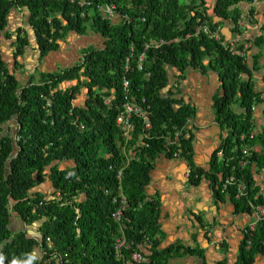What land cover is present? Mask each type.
I'll return each mask as SVG.
<instances>
[{"label": "trees", "instance_id": "16d2710c", "mask_svg": "<svg viewBox=\"0 0 264 264\" xmlns=\"http://www.w3.org/2000/svg\"><path fill=\"white\" fill-rule=\"evenodd\" d=\"M86 1L90 4L82 6V0H0V44L4 33L7 39L13 36L7 29L15 10L29 11V24L43 58L57 51L72 31L95 33L105 41L104 46L87 50L73 67L42 74L38 82L26 85L11 72L0 47V264H140L135 253L146 255L151 264H169L182 250L183 254L195 252L183 246L161 249V205L147 195L154 161L166 152L165 138L196 115L183 99L166 95L172 68L180 73L195 69L220 75L225 94L215 98L214 111L227 137L221 145L223 152L215 153L205 176L219 187L218 194L226 179L234 178L235 184L227 191L238 212L253 215L255 206L264 207V194L256 181L257 173L264 170V128H255L252 110L263 100L246 60L231 52L221 34L227 20L234 24L232 32L240 34L242 11L237 6L255 0H217L212 6L214 15L206 0ZM113 5L118 22L102 12L101 7ZM216 33L220 40L211 37ZM160 39L168 44L152 48L140 71L138 57L146 43ZM262 41V37L256 39L255 45L261 46ZM28 43L27 34L19 30L15 58L23 56ZM128 57L132 61L127 71ZM125 78L130 80L128 95ZM67 82L76 85L62 89ZM83 89L88 90L87 102L75 105ZM143 99L152 108L149 147L140 148L127 166L117 119L126 101L145 106ZM236 103L242 113L235 111ZM77 118L84 130L74 123ZM133 123L134 139L128 149L139 144L144 130L142 119L134 116ZM187 135L186 131L180 151L190 160L192 137ZM66 161L73 166L63 168ZM123 167L121 192L130 207L120 229L112 218L116 205L106 190L119 191L117 171ZM201 174L192 172L191 181L197 184ZM241 182L246 185L242 196ZM46 183L54 190L50 196L36 190ZM13 215L27 225L39 223L38 234L30 236L23 229L15 232ZM121 230L134 242L123 258L115 252ZM249 239L245 235L236 264L264 259V221L258 224L251 245Z\"/></svg>", "mask_w": 264, "mask_h": 264}, {"label": "crops", "instance_id": "0c3cea01", "mask_svg": "<svg viewBox=\"0 0 264 264\" xmlns=\"http://www.w3.org/2000/svg\"><path fill=\"white\" fill-rule=\"evenodd\" d=\"M214 4L215 0L212 6ZM237 7L242 11L245 20L241 28V37L232 32L234 25L231 21H227L224 26L231 30L234 40L241 39L242 44L249 45L246 62L251 68V78L263 100V103L255 106L256 110L253 111V124L255 128L260 129L264 128V41L261 46L255 45V41L260 37L264 38V0L241 3ZM249 15L253 16L250 20ZM29 17L28 10L23 12L15 10L9 17L7 31L13 34L10 45L13 51H9L13 54H9L12 55L10 57L13 58V62L6 60L3 54L5 53L3 39H7L5 33L0 44L9 69L15 73L22 85L31 80L35 81V76L60 71L61 67L64 70L73 67L81 61L87 50L100 48L105 42L95 33L81 35L72 31L60 41L57 51L43 58L37 38L31 31ZM114 20L118 22L119 19ZM22 28L25 29L29 43L23 56L15 58L14 40ZM169 78L170 85L165 91L166 95L171 93L173 98L183 99L186 104L195 108L196 115L191 120L186 137H192L191 159L185 155L173 158L161 154L154 161L155 168L147 195L156 198L161 205L159 218L162 233L161 249L183 246L195 250L193 254H183L182 250L181 255L170 258L169 264H236L245 239V231L254 217L251 213L238 212L228 196V191L222 190L221 194H218L219 187L214 186L205 176V172L211 170L215 153L221 150V145L227 137V132L217 122L214 111L215 98L225 94L223 81L220 75L212 70L202 73L195 69L180 73L172 68L169 70ZM38 80L40 78L36 79ZM63 85L69 88L76 85V82H67ZM83 90L85 92V89ZM234 109L237 113L243 112L238 103L234 105ZM12 125L13 128L16 127L14 123ZM63 164L64 168L73 166L69 161ZM196 171L202 174L200 181L194 184L190 175ZM256 181L264 194V170L257 173ZM256 264H264V259L258 258Z\"/></svg>", "mask_w": 264, "mask_h": 264}, {"label": "built area", "instance_id": "2783aa9c", "mask_svg": "<svg viewBox=\"0 0 264 264\" xmlns=\"http://www.w3.org/2000/svg\"><path fill=\"white\" fill-rule=\"evenodd\" d=\"M86 4L87 3L84 2V3H82V6H85ZM101 8H102V12H103L105 17L111 18V19H114L116 17L117 11H116V7L114 5L110 6V7H101ZM82 16H85V15L82 14ZM197 30L199 31L200 28ZM204 31L208 33L207 28H204ZM212 37L218 39V36H216V35H212ZM165 44H168V43L163 39L152 40V41L146 43L143 52L138 57L137 66H138L140 71L144 70V65H145V62L147 61L148 52L152 48L158 49ZM245 48L246 49L249 48V45H246ZM231 50L235 54H238L241 56L245 55V51H239V50L235 49V47H232ZM126 63H127L126 70L128 71L131 68L130 57L127 58ZM129 88H130V80L125 78L124 90L126 92V95H128V93H129ZM142 103L145 106H141L139 104L135 105L130 101H126V103L124 105V112L117 119V126L120 128V130L122 132V136L125 140V146H124L123 150L125 152H127V154L125 153V155L127 156L126 161H125V165H127V166L129 165L130 161H132L138 157V153H139L140 148H142L144 146L147 148L149 147L147 140L150 139V132H151L152 127H153L152 121H151L152 108H151V105H149L145 99L142 100ZM252 110L255 111L256 107L254 106L252 108ZM134 116L142 119V121H143V124H144L143 129L144 130H143V134H142V137H143L142 139L144 142L139 144V145H135L134 147L128 149L127 147L129 145L130 141H132L134 139L133 134H132V131L134 129V123H133V117ZM190 123H191V121L188 124H186L182 129L176 131L171 136L165 138L166 139V152H165L166 155H169L173 158L182 157V152L180 151L183 148L182 138L184 137L185 132L188 131V129H190V127H189ZM75 124L80 125L81 130L85 129L84 125L79 123V119H76ZM244 152H245V154H247L248 150L246 149ZM124 170H125V168L123 167L117 171V180H118L119 191L116 190V194H113L110 191L106 190V194H108L110 196L112 195L113 202L116 205V209L112 214V218L117 224L120 225V229H124L123 225H124L125 221H127L126 213L128 212V209L130 207L129 200H128L127 196L123 192H121ZM225 183L226 184L223 186L222 190L227 192L229 187L235 184L234 178L233 177L227 178ZM245 193H246V185L241 182V184H239V195L242 196V195H245ZM150 201H153V200L150 199ZM253 217H254L253 222L249 225L248 229H246V231H245V235H248L250 237V239L247 241L248 245L252 244L251 238H252L254 232L256 231L258 224L260 222L264 221V207L263 206H255L254 211H253ZM48 241H49V247L52 248V243H51L50 239H48ZM145 244L149 248L150 240L147 239ZM133 245H134V242L130 241L127 238L126 233H124L123 230H121V235L118 238H116V241H115V252L119 257H121V256H123V254L125 252L130 251ZM147 253H149V252H147ZM134 258L140 264L141 263L151 264L150 259L146 255L144 256L141 253H135Z\"/></svg>", "mask_w": 264, "mask_h": 264}, {"label": "rangeland", "instance_id": "374dc122", "mask_svg": "<svg viewBox=\"0 0 264 264\" xmlns=\"http://www.w3.org/2000/svg\"><path fill=\"white\" fill-rule=\"evenodd\" d=\"M182 1V3H188V2H190V0H181ZM207 1V3L209 4L207 7L210 9V11L212 10V4H213V0H206ZM15 12V11H14ZM211 15H213V12H211ZM20 25V24H19ZM28 29L30 30L31 28H29L28 27ZM31 31H32V33H33V36H35L36 37V33H35V31L33 30V28L31 29ZM34 31V32H33ZM23 35H26V32L25 33H23ZM4 41H3V48H4V51H5V53H3L4 54V56H5V59L6 60H9V61H12L13 62V58H11L10 56H12V55H10V54H13V52L11 53V52H9V51H13V49H12V46H10V45H12V39H3ZM105 43V42H104ZM102 46H104V44L102 45ZM10 53V54H9ZM10 57V58H9ZM15 57V56H14ZM14 60H15V58H14ZM62 70H64L62 67L60 68V71H62ZM60 71H57V72H60ZM39 78H41V76L40 77H38V76H35V82H38V81H36V79H39ZM71 86V85H70ZM62 88L63 89H65V87L64 86H62ZM87 94H88V90H85V92H84V90L82 91V93L79 95V97H78V99H77V101H76V104L77 105H80V106H82V105H84L85 104V102H86V97H87ZM14 132H15V130H14ZM63 168H64V165H63ZM52 186H51V184L50 183H46L45 185H41L39 188H37L36 190H43V191H45L46 193L45 194H47L48 196H50L51 194H52V192H53V188H51ZM11 227H12V229L15 231V232H18L19 230H25L26 232H28V234H30V236H33V235H37L38 234V232H39V223H34V224H32V225H27V224H25L23 221H21L17 216H15V215H13V217H12V225H11Z\"/></svg>", "mask_w": 264, "mask_h": 264}, {"label": "clouds", "instance_id": "9594fccd", "mask_svg": "<svg viewBox=\"0 0 264 264\" xmlns=\"http://www.w3.org/2000/svg\"><path fill=\"white\" fill-rule=\"evenodd\" d=\"M73 2L75 1V0H72ZM216 1L217 0H215V3H216ZM87 3V1L86 0H82V3ZM207 2V1H206ZM90 3H87V5H89ZM215 5V4H214ZM214 5H213V7H214ZM115 6V5H114ZM213 7H212V10L210 11V13L211 12H213V15H214V9H213ZM243 14V13H242ZM117 16H119V14L117 13V15H116V17L115 18H117ZM253 16L252 15H249V17H248V19L250 20L251 18H252ZM114 18V19H115ZM29 20H30V18H29ZM227 21H231V20H227ZM227 21H225V23H224V25L226 24V22ZM244 18H243V15L241 16V19H240V21H239V25H240V34H237V35H239L240 37H241V35H242V33H241V28L243 27V23H244ZM232 23V22H231ZM233 24V23H232ZM234 25V24H233ZM226 27L225 26H223V28H222V30H221V34H222V36L225 38V44L227 45L228 44V48L231 50V48L232 47H235V49H237V50H239V51H245V55L244 56H241V55H239V56H241L243 59H245L246 60V57H247V53H248V48L246 49L245 48V45H248L247 43H245V44H243V48L242 49H239V45H240V43L242 44V40L240 39V41H238V40H234L233 38H232V33H231V30H230V33H231V36H230V38L228 39V41L226 40V37L223 35V30L225 29ZM22 30H23V28H22ZM21 30V31H22ZM233 30V29H232ZM24 31H25V29L22 31V34L24 33ZM214 35H216V36H218V39L217 38H215L216 40H220V38H221V35L220 34H218V33H216V34H214ZM211 37H212V35H211ZM214 38V37H213ZM161 40V39H160ZM167 42V41H166ZM168 43V42H167ZM231 52H232V50H231ZM233 53V52H232ZM233 54H235V53H233ZM236 55H238V54H236ZM84 56V55H83ZM140 56V55H139ZM129 58V57H128ZM130 59H131V57H130ZM131 61H132V59H131ZM62 86H64L63 84H62ZM63 89V88H62ZM65 89H67V88H65ZM86 90V89H85ZM79 97V96H78ZM78 99V98H77ZM77 101V100H76ZM76 101H75V105H77L76 104ZM86 102H87V97H86ZM86 102H85V104H86ZM80 106V105H79ZM82 106H85V105H82ZM78 119V118H77ZM76 121V120H75ZM80 122V121H79ZM75 123V122H74ZM15 124V123H14ZM143 137L141 136V141L139 142V144H141V143H143L144 141H143V139H142ZM138 144V145H139ZM137 145V144H136ZM166 154V153H165ZM169 156V155H168ZM171 157V156H170ZM111 197H112V195H111ZM116 241V240H115ZM52 243V242H51ZM125 254V253H124ZM124 254H123V256H124ZM117 255V254H116ZM118 256V255H117ZM123 256H121V257H119V258H123Z\"/></svg>", "mask_w": 264, "mask_h": 264}, {"label": "water", "instance_id": "95a60500", "mask_svg": "<svg viewBox=\"0 0 264 264\" xmlns=\"http://www.w3.org/2000/svg\"><path fill=\"white\" fill-rule=\"evenodd\" d=\"M223 35L226 37V40L228 41V39L230 38L231 36V33H230V30L228 28H225L223 30ZM13 123H17L16 120L13 121Z\"/></svg>", "mask_w": 264, "mask_h": 264}]
</instances>
